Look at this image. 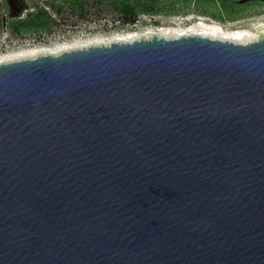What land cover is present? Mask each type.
<instances>
[{
	"label": "water",
	"instance_id": "1",
	"mask_svg": "<svg viewBox=\"0 0 264 264\" xmlns=\"http://www.w3.org/2000/svg\"><path fill=\"white\" fill-rule=\"evenodd\" d=\"M0 264H264V26L0 63Z\"/></svg>",
	"mask_w": 264,
	"mask_h": 264
},
{
	"label": "rangeland",
	"instance_id": "2",
	"mask_svg": "<svg viewBox=\"0 0 264 264\" xmlns=\"http://www.w3.org/2000/svg\"><path fill=\"white\" fill-rule=\"evenodd\" d=\"M23 1L26 8L21 13L23 18L36 13L44 18L27 21L18 28L26 32L20 36L10 33L11 28L2 29L0 22V63L3 62L1 59L8 57L15 60L19 54L24 58L33 57L39 50L58 54L73 47L126 41L131 37H177V33L191 29L203 32L213 29L228 35L243 32L252 41L264 26V0H236L240 8L232 21L210 1L201 0V5L197 6L193 0H156L165 11L159 14L138 11L134 24H123L115 9L119 2L125 0ZM201 8L207 12L198 13ZM9 11L5 0H0V17L7 16Z\"/></svg>",
	"mask_w": 264,
	"mask_h": 264
},
{
	"label": "trees",
	"instance_id": "3",
	"mask_svg": "<svg viewBox=\"0 0 264 264\" xmlns=\"http://www.w3.org/2000/svg\"><path fill=\"white\" fill-rule=\"evenodd\" d=\"M200 1L201 0H193L192 3L198 6L201 5ZM206 1L212 2L215 6L219 7V9L224 11L229 21L234 20L233 18L235 17V15L237 14L240 8V5H238L235 2L236 0H206ZM115 9L120 14L121 22L123 24H134L137 20L138 11L146 14L149 13L159 14L165 11L164 9L160 8L156 0H125L119 2L118 5L115 6ZM197 11L200 14L207 12V10H205L204 8H201L200 10Z\"/></svg>",
	"mask_w": 264,
	"mask_h": 264
},
{
	"label": "flooded vegetation",
	"instance_id": "4",
	"mask_svg": "<svg viewBox=\"0 0 264 264\" xmlns=\"http://www.w3.org/2000/svg\"><path fill=\"white\" fill-rule=\"evenodd\" d=\"M5 2L8 4L10 11L7 16L1 15L0 17L1 28L2 29L11 28L12 31H10V33L13 32L15 36H20L21 33H26L18 28L24 25L27 21L34 19V18H37V20L44 18L38 13L30 14L29 16L25 15V17L23 18V15L21 13L23 11H26L25 3L23 0H5ZM13 3L15 7L13 6Z\"/></svg>",
	"mask_w": 264,
	"mask_h": 264
},
{
	"label": "bare ground",
	"instance_id": "5",
	"mask_svg": "<svg viewBox=\"0 0 264 264\" xmlns=\"http://www.w3.org/2000/svg\"><path fill=\"white\" fill-rule=\"evenodd\" d=\"M219 33L220 32L218 30H213V29H210V31H205V32H203L201 30L200 31H195V30L191 29L189 31H185V32H182V33H177V36H183V35H187V34H198V35H201V36H210L212 38H218V39H228V40H232V41H235V42H241V43L250 42V38H248V36L245 35V33H243V32H234V33H232L230 35L225 34L224 32H221V34H219ZM131 38L135 39V37H131ZM167 38H169V37H167ZM126 41H129V40H126ZM86 46H88V45L79 46V48L86 47ZM73 48H78V47H73ZM44 53L45 54H49V53L45 52L44 50H39V51L34 52V54L32 56L42 55ZM50 54H57V52H51ZM21 58H24V56L22 54L21 55L19 54L18 56L16 55V59H21ZM1 60H3V62H7V61L12 60V57H8V58L1 59Z\"/></svg>",
	"mask_w": 264,
	"mask_h": 264
}]
</instances>
